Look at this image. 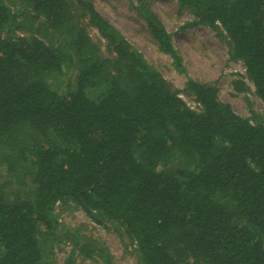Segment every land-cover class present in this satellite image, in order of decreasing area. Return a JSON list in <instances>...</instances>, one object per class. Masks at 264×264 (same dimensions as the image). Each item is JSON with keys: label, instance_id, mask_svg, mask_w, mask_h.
Listing matches in <instances>:
<instances>
[{"label": "trees", "instance_id": "1", "mask_svg": "<svg viewBox=\"0 0 264 264\" xmlns=\"http://www.w3.org/2000/svg\"><path fill=\"white\" fill-rule=\"evenodd\" d=\"M134 1L183 72L148 0ZM162 1L227 40L264 115V0ZM181 92L198 110L90 0H0V264H52L54 208L68 203L111 222L140 264H264V122L210 84ZM70 233L73 251L111 264Z\"/></svg>", "mask_w": 264, "mask_h": 264}, {"label": "rangeland", "instance_id": "2", "mask_svg": "<svg viewBox=\"0 0 264 264\" xmlns=\"http://www.w3.org/2000/svg\"><path fill=\"white\" fill-rule=\"evenodd\" d=\"M90 1L96 11L179 91V96L192 110H198V104L191 96L181 92L188 79L214 86L218 99L229 104L237 115L252 122L254 119L264 122L263 105L245 76L242 62L232 59L227 40L208 26L184 25L191 23L193 17L175 1L148 0V5L171 35L172 45L182 58L183 72L175 71L172 60L158 50L146 23L135 10L134 0ZM88 33L94 40L98 39L94 29L89 28ZM91 95L100 96L99 93ZM54 213L58 227L56 240L50 245L52 264H97L94 259L83 258L77 250L73 251L70 232L86 237L87 243L91 240L96 246L105 247L111 264H140L133 252L134 246L111 222L103 221L98 224L72 203L56 206Z\"/></svg>", "mask_w": 264, "mask_h": 264}]
</instances>
